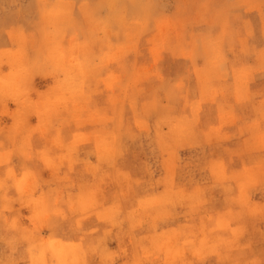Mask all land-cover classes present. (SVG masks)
<instances>
[{
	"label": "rangeland",
	"instance_id": "1",
	"mask_svg": "<svg viewBox=\"0 0 264 264\" xmlns=\"http://www.w3.org/2000/svg\"><path fill=\"white\" fill-rule=\"evenodd\" d=\"M0 264H264V0H0Z\"/></svg>",
	"mask_w": 264,
	"mask_h": 264
}]
</instances>
